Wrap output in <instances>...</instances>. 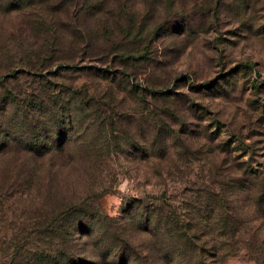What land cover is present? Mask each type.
<instances>
[{
	"label": "rangeland",
	"instance_id": "1",
	"mask_svg": "<svg viewBox=\"0 0 264 264\" xmlns=\"http://www.w3.org/2000/svg\"><path fill=\"white\" fill-rule=\"evenodd\" d=\"M8 1H0V75H15L7 87H70L91 115L41 159L0 154V264H32L52 249L40 230L44 184L56 202L80 196L79 211L97 216L95 231L72 234L71 245L106 264L91 242L104 245L105 224L139 250L147 238L128 208L140 214L163 200L183 217L186 206L196 212L194 198L235 186L239 172H264V0ZM247 222L264 248V218ZM254 249L223 264H259Z\"/></svg>",
	"mask_w": 264,
	"mask_h": 264
},
{
	"label": "trees",
	"instance_id": "2",
	"mask_svg": "<svg viewBox=\"0 0 264 264\" xmlns=\"http://www.w3.org/2000/svg\"><path fill=\"white\" fill-rule=\"evenodd\" d=\"M0 1L4 3L2 6L9 3ZM104 71L109 70L100 69L97 76H104ZM13 73L8 77L0 75V154L12 151L38 160L70 142L74 127L91 115V106L81 93L70 87L48 93L49 87L43 86L49 83L45 74L30 76H34L39 86L42 84V89L12 92L7 86L8 80L15 77ZM239 173V178L233 180L235 186L228 190L220 185L218 193H204L194 198L196 212L186 206L188 212L183 217L163 200L152 209H142L140 214H136L137 204L135 212L132 207L128 208L125 213L130 223L137 232L147 236L145 243L142 242V251L105 224L104 245L99 238L91 241L92 251H96L94 256L97 258L100 254L106 264H223L226 257L239 249L255 248L253 260L264 264L259 234L247 222L253 215L264 218V172L243 170ZM38 191L44 213L40 230L48 243L53 244L45 254L35 252L32 264H97L87 258L84 250L78 254L71 245L72 234L81 236L95 231L90 223L97 216L91 215L87 220L86 213L79 211L81 205L75 199L80 196L56 202V193L45 184ZM45 205H51L46 214Z\"/></svg>",
	"mask_w": 264,
	"mask_h": 264
}]
</instances>
